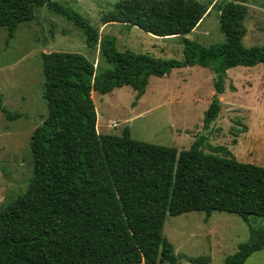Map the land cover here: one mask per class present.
Returning a JSON list of instances; mask_svg holds the SVG:
<instances>
[{"label":"trees","instance_id":"16d2710c","mask_svg":"<svg viewBox=\"0 0 264 264\" xmlns=\"http://www.w3.org/2000/svg\"><path fill=\"white\" fill-rule=\"evenodd\" d=\"M44 8L82 31L90 49L100 45L111 69L97 75L95 64L79 53L41 55L48 115L31 139L34 178L22 197L0 211V264H181L164 227L168 216L192 212L206 220L216 212L233 214L249 226L250 239L225 264H246L262 251L264 230L253 228L251 218L264 219V167L238 161L228 148L211 146L207 136L180 151L135 140L129 127L122 135H102L93 99V93L131 87L137 106L150 78L200 66L214 74L215 93L204 117L209 131L222 110L228 72L264 64V46L243 43L249 8L239 0L215 3L226 42L205 47L183 38L182 61L121 52L115 36L100 39L88 19L56 0H0L7 43ZM212 9L201 0H121L102 23L180 38ZM0 111L9 121L24 117L1 101Z\"/></svg>","mask_w":264,"mask_h":264},{"label":"rangeland","instance_id":"374dc122","mask_svg":"<svg viewBox=\"0 0 264 264\" xmlns=\"http://www.w3.org/2000/svg\"><path fill=\"white\" fill-rule=\"evenodd\" d=\"M56 1L72 6L88 19L100 39L115 36L121 52L130 50L182 61L183 38L205 47L226 42L220 30L219 13L212 9L223 0H201L212 10L196 30L180 38H158L138 28L104 25L103 16L121 0ZM239 1L249 8L244 46H264V0ZM7 42L8 30L0 27V101L8 111L22 113L24 117L9 121L0 111V211L22 197L34 178L31 139L48 115L43 99L41 55L79 53L95 64L97 75L111 69L100 45L90 49L82 31L46 8L38 11L34 21L21 24L15 38ZM213 80V72L200 66L174 70L164 78L152 77L137 106H134L137 93L131 87L107 95L93 93L98 132L122 135L129 127L135 140L180 151L190 149L198 138L207 136L211 146L228 148L238 161L264 167V64L228 72L220 116L205 131V113L215 93ZM237 131L242 133L236 138ZM204 150L209 153L207 148ZM251 225L264 230V219L251 218ZM164 237L173 245L181 264H193L186 257L206 256L211 257L210 264H225L226 258L247 242L251 234L249 226L236 215L216 212L206 220L204 213L192 212L168 216ZM246 264H264V249L253 254Z\"/></svg>","mask_w":264,"mask_h":264},{"label":"crops","instance_id":"0c3cea01","mask_svg":"<svg viewBox=\"0 0 264 264\" xmlns=\"http://www.w3.org/2000/svg\"><path fill=\"white\" fill-rule=\"evenodd\" d=\"M240 2V1H239ZM223 96V95H222Z\"/></svg>","mask_w":264,"mask_h":264}]
</instances>
